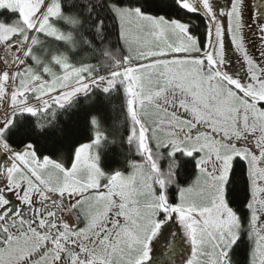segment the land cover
<instances>
[{"label": "snow or ice", "instance_id": "1", "mask_svg": "<svg viewBox=\"0 0 264 264\" xmlns=\"http://www.w3.org/2000/svg\"><path fill=\"white\" fill-rule=\"evenodd\" d=\"M50 2L44 0L41 12L47 9ZM175 5L189 14L199 16L201 11L210 14L201 17L206 24V32L197 37L200 49L197 55L205 62L208 59L215 61L210 67L229 85L228 95L239 101L238 105L222 110L205 102L201 104V112L183 95L181 89L180 94L165 96L163 104H156L163 112L170 113L172 119L165 116L148 124L143 117L136 116L137 74L170 63L172 57L180 56L181 53L179 50L142 47L148 37L140 34L139 30L135 36L131 33L126 35L122 17L134 15L154 23L178 21H168L164 16L155 17L145 7L131 5L128 0H105L103 15L88 9L97 33L95 45L87 42L95 50L92 57L95 63L92 66L61 67L49 57L60 68L58 76H51L47 65L41 60L39 72L29 78L30 82H26L24 75L37 63L33 48H38V45L32 43L29 47L27 38H22L21 43L9 41L11 47L0 53V77H3L0 80V109H12L7 119L0 121V137H3L8 148L0 156V164H4L10 156H16L22 158L20 168L27 165L35 171L41 163L52 161V157L40 151L36 144L24 142V138L34 131L31 121L24 119L26 116L35 118L36 126L42 130L41 117L54 118V107L64 109L70 106L74 97L89 94L92 90L107 96L117 87L127 84L130 89L128 94L133 97L132 126L127 140L129 143L136 140L138 144L147 141V147L142 148L140 153V162L146 164L150 172L157 174L153 178L156 200L149 206L155 215L146 237L147 258L137 260L136 264H151L152 249L157 240L169 249L179 244L183 248V264H233L237 256L242 258L243 264H264V0H203L202 4L193 8L185 7L184 0H175ZM64 7L62 5V9ZM4 13L5 10L0 9V26L10 28L19 13L8 16ZM247 13H250L248 25L254 29L259 42L258 55L249 57L248 44L242 31L240 43L244 45L246 63L255 64L259 74L251 75L249 67V83L245 85L240 79L222 71L225 59L221 48V29H214L213 22L219 19L224 38L235 44L231 19L235 15L242 29ZM42 23L34 18L28 30L49 35L41 27ZM110 24L117 30L118 43L133 41L137 47L124 49L118 62L113 61L117 63L116 69L103 74L100 69L114 56L103 44L104 33L109 31ZM210 36L216 40L215 45L211 43ZM209 49L211 54L205 57L204 53ZM217 49H221L219 59ZM13 61L19 62L17 71L5 72L4 67ZM73 72L76 75L75 82L68 83ZM162 94V90L157 88L156 96ZM140 97L139 102L143 105L146 102L143 93H140ZM17 108L19 111H16ZM21 118L23 123L18 128L13 127ZM101 121L99 114H89L92 137L75 146L68 167L52 161L74 190L46 193L39 188L41 180L33 175L37 189L33 190L35 199L28 204V215L23 211L18 213L17 206L22 198L26 199L29 185L23 181L20 185H13L8 164L0 169V264H63L62 251L67 240L79 239L88 227L81 216L84 202L93 196L102 199L109 195L115 208L109 207L106 218L92 225L91 235L78 245L80 255L74 264H116L110 258L117 250L116 245L112 244V237L120 236L119 229L129 217L126 212L128 204L119 192L111 190V181L122 173L112 168L107 175L100 176L99 181L91 183L90 173L78 176L79 169L85 163V154L100 167V149L105 143H115L102 130ZM154 133H166L167 141L157 144L153 140ZM163 154L167 155V162L165 168L161 169L158 155L162 157ZM30 155L34 158V164L27 159ZM105 169V166L100 167V172ZM162 171L167 173L169 180L175 181L171 185V196L168 193L170 185L159 178ZM188 172H191L190 178L184 179L183 174ZM55 200L63 201V211L57 208ZM131 203L138 204V201ZM69 209L81 218L80 223L69 216ZM65 228L73 229V235L66 236ZM30 233L43 241L32 251L26 250L27 239L21 243V238H26ZM53 249L55 252L49 257ZM98 251L100 258L95 259Z\"/></svg>", "mask_w": 264, "mask_h": 264}, {"label": "rangeland", "instance_id": "2", "mask_svg": "<svg viewBox=\"0 0 264 264\" xmlns=\"http://www.w3.org/2000/svg\"><path fill=\"white\" fill-rule=\"evenodd\" d=\"M189 1L196 5L203 3V0ZM43 3L44 0H0V9L6 11V13H4L6 16L19 13L12 27L0 26V53L11 47L9 41L12 39H16L15 43H21L22 38H27L30 42L28 44L29 47H31L32 43L38 45V48H33V52L35 53L34 59L37 63L33 64L24 75L26 82H30L29 78L39 72L38 65L41 60L47 65L51 76H58L60 68H57L56 65L49 60V57L59 63L61 67H79L85 64L84 58L77 57L80 47L78 48L76 42V28L80 25V20L73 14L66 12L64 8L62 9V0H51L47 9L41 12ZM203 12L207 16L210 15L206 11ZM152 15L159 17V15ZM50 17L53 19L49 20ZM34 18L43 22L41 27H43L49 35L44 36L35 31L28 30V25L30 22H34ZM172 20L173 19H168V21ZM175 20L178 22L154 23L149 20H141L134 15H123L122 17L126 35L131 33L135 36L138 34L137 30H139L140 34L148 37L141 45L142 47H158L167 51L179 50L181 53L180 56L172 57V62L170 63L162 64L157 66L154 70L143 71L137 74L136 85L138 87L136 89L137 95L135 96V115L143 117L148 124H151L156 119H162L165 116L172 119L170 113L163 112L161 108L156 107V104H163L165 96H170L173 93L180 94L181 89H183V95L188 97L198 111L201 112L203 111L201 104L205 102L222 110H227L233 105L239 104V101L228 95L229 87L224 85V80L217 79V77L215 78L216 72H214V68L210 67V60L208 59L207 62H205L195 53L199 45L196 39L191 35L188 25L181 20ZM248 21L250 22V13L245 14L243 28L240 29L243 32L244 40L246 39L245 41L248 46L255 50L251 56L258 55L257 46L259 42L254 29H250ZM239 26L240 23L238 27ZM231 27L233 28L232 23ZM213 28L221 29V48L223 51L229 46L228 43H230V41L224 38L222 24L219 19L213 22ZM17 32H19V35H16ZM149 33L153 35L149 36ZM54 37H58V39ZM61 41H63V44H61ZM211 43L215 45L217 42L215 39H211ZM235 43L239 44L241 47L243 46V44L238 42ZM127 44L128 48L129 46L132 48L137 47L136 43L133 41ZM169 45L172 47H169ZM209 50L211 51V49ZM218 50L221 52V49ZM210 51L204 53L205 57L210 56ZM133 55H135V53H133ZM18 63V61H13L12 64H8L4 67V71L16 72ZM241 64L242 62L234 60L232 66L236 73H238ZM204 69L206 72H203ZM230 73L234 78L241 79L231 71H229V74ZM75 78L76 75L75 72H73L67 82L74 83ZM248 78L250 77L247 76L245 79ZM2 79L3 77H0V80ZM245 83L248 84L249 82ZM157 88L161 89L163 92L159 97L156 96ZM257 90H259L258 87ZM140 93H143V99L146 101L143 105L139 102L141 98ZM132 101L133 97L130 103L131 109ZM11 111V108L7 111L0 109V121L7 119ZM16 111H19V108H17ZM167 139L168 136L166 133L153 134V140L157 144L166 142ZM141 146L142 148H146L147 141H144ZM95 151L96 149L94 148V154ZM84 159L85 163L79 169L78 176H85L90 173L89 180L91 183L93 181H99L100 176L107 175L105 172H100L101 166L97 167L93 160L88 159L87 154H85ZM52 161L46 164L42 172V177L45 178L44 180L46 184H48V187L57 189L59 192L74 190L70 187V182L66 181ZM56 162L64 167L69 166L65 163H60V161ZM97 173H99V176ZM120 173H122V175L113 177L111 181V190L119 192L124 197V202L128 204L126 212L129 218L126 224L119 229L120 236L116 237L115 245L117 250L120 249L121 246L127 248L129 251L132 250V264H136L137 260L147 258L148 248L146 237L149 235V229L155 215L154 210L149 206L156 200L153 178L157 175L154 172H150L148 166L142 164L136 165L129 171H120ZM131 201H138V204H133ZM83 207L88 212H92L95 209V212L98 211L101 215V219H104L106 218L108 208L112 207L114 209L115 205L112 204V198L109 195L102 199L94 196L90 197L84 202ZM112 238H114V236ZM140 248L143 249L142 254L139 252ZM136 249L138 252L134 253ZM174 251L175 252H172V249L167 248L163 243L157 240L152 249V257L163 253H169V260L163 264H183L181 257L183 248L177 244Z\"/></svg>", "mask_w": 264, "mask_h": 264}, {"label": "trees", "instance_id": "3", "mask_svg": "<svg viewBox=\"0 0 264 264\" xmlns=\"http://www.w3.org/2000/svg\"><path fill=\"white\" fill-rule=\"evenodd\" d=\"M104 2L105 0H62V5L66 6L64 10L80 20V25L76 28V42L78 48L80 47L77 57L84 58V65L87 66H92L95 63L92 60L95 50L87 42H92L95 45L97 41V33L95 26L91 22L88 9L91 8L94 13L103 15ZM128 3L145 7V10L151 14L185 22L197 42V37L206 32V24L202 22L201 17L207 15L203 11H201L199 16L186 13L178 9L175 5V0H128ZM184 5L187 8H193L196 4L189 0H184ZM11 41L16 42V39ZM61 44L63 43L61 42ZM103 44L114 53L112 61H109L106 66L100 69L103 74H107L109 71L116 69L118 57L123 54L124 49L128 48V44L117 42V30L111 24L109 25V31L104 33ZM199 51L200 49L198 48L195 53L198 54ZM129 91L130 89L125 84L123 87H117L113 93L107 96L97 90H92L89 94L74 97L70 106L64 109L56 107L52 109L54 118L52 116L41 117L42 130L36 126L35 118L26 116L24 119L31 121L34 131L24 138V142L31 141L36 144L40 151L52 157L53 161H60V163L70 165L71 154L75 146L91 139L92 130L88 123V116L90 113H97L102 117V130L106 131L110 140L115 141V143H105L100 149V166L106 167L104 172L108 173L112 168L120 171H129L140 164L147 166L140 162L142 144H138L136 140L129 143L127 140L129 129L132 126L133 115L130 104L132 96L128 94ZM29 100L31 102V97ZM22 123L23 118L17 120L13 127L18 128ZM0 139L4 141L3 137H0ZM105 159L107 163H105ZM158 159L161 169H164L167 155L163 154L162 157L158 155ZM183 175L184 179H189L191 172ZM159 178L170 185L168 193L171 196L173 191L171 185H174L175 181L169 180L167 173L164 171L160 173ZM175 248L172 249V252H175ZM233 264H243L242 258L239 256L235 257Z\"/></svg>", "mask_w": 264, "mask_h": 264}, {"label": "flooded vegetation", "instance_id": "4", "mask_svg": "<svg viewBox=\"0 0 264 264\" xmlns=\"http://www.w3.org/2000/svg\"><path fill=\"white\" fill-rule=\"evenodd\" d=\"M231 23L233 24L232 29V36L235 39V42L240 43V36H241V29L239 25V20L238 18L234 15L231 19ZM238 24V25H237ZM246 40V39H245ZM241 44V43H240ZM228 47L222 51V55L225 59V64L222 66V71L227 72L228 75L233 76L231 73L229 74V71H231L233 74L237 75L240 80L247 85L245 82H249V78L245 79L247 76L250 77L249 73V67H251V75H258L259 74V69L255 64L249 65L246 63V58L243 55L244 51V45L241 47L239 44H233L232 41L228 43ZM231 46V47H230ZM210 51V50H209ZM207 51L206 53H208ZM211 52V51H210ZM217 59L220 58L221 52L217 49ZM255 50L251 47L248 46V53L249 57H251V54L254 53ZM210 60V65L214 64L215 61ZM231 60V61H230ZM234 60L238 62H242L238 73L235 72L233 68ZM203 72H206L204 69ZM215 73V78L223 80L220 78V74L214 69ZM234 77V76H233ZM245 79V80H244ZM225 86L229 85L223 81ZM8 151V148L5 147L4 141L0 139V156H3L6 152ZM22 158L16 157V156H10L8 160L4 162V164H0V169L4 167L5 164L9 165L8 171L10 172V182L13 183V185H20L21 182L23 181L24 183H27L29 185L27 192H26V199L22 198L20 202H18L17 206V212L23 211L25 215H28V204L32 203V201L35 199L33 196V190L37 189V185L35 181H33L32 176L36 175L38 179L41 180V183L39 185L40 189H44L45 192H59V190L54 189L52 187H48V184L45 182V178L42 177V172L44 171L43 169L45 168L46 164L51 162H45L41 163L35 171L29 166H25L24 168L19 167V162L21 161ZM28 160H32L33 164L35 163L33 156H28ZM26 163V162H25ZM15 199V197H13ZM54 203L56 204L57 208H59L61 211H63V201L62 200H55ZM48 207H51V205H48ZM33 211H42V209H33ZM69 216H71L73 219L77 220V223L81 222V218L77 217L74 212H72L71 209L68 210ZM81 216L84 221L87 222L88 227L85 229V232L79 237V239H69L67 240L66 244L63 246V264H74V261L79 258L80 255V250L78 248V245L84 242V239L86 236L91 235V228L92 225L97 224L101 220V215L99 212H95V209L92 212H88L84 207L81 208ZM46 223V221H45ZM23 227V225H21ZM74 230L65 228L64 233L66 236H72ZM114 238H112V244H116V237L113 235ZM24 239H27V245H26V250L32 251L35 250L36 247L40 246L43 244V241L40 240L39 238L35 237L34 234H29L26 238L22 237L21 238V243L24 241ZM87 246V245H86ZM121 246V244H120ZM132 250H128L127 248H124L121 246L120 249L115 251L114 256L110 257L112 258L116 264H132V255H131ZM55 252L53 249V252L49 253V257ZM138 250L136 249L134 253H137ZM139 252L142 254L143 249L140 248ZM170 257V254L168 253H163L157 256H153L151 264H163L164 262L168 261ZM95 259H99V251Z\"/></svg>", "mask_w": 264, "mask_h": 264}]
</instances>
